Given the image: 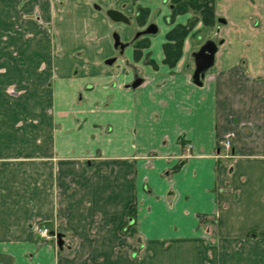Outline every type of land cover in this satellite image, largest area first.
<instances>
[{
  "label": "crops",
  "instance_id": "0c3cea01",
  "mask_svg": "<svg viewBox=\"0 0 264 264\" xmlns=\"http://www.w3.org/2000/svg\"><path fill=\"white\" fill-rule=\"evenodd\" d=\"M254 2L216 0L224 41L197 82L204 24L169 66L167 33L192 14L167 22L164 0L143 2L158 17L150 57L126 48L112 65V29L132 35L96 0H0V264H264V0Z\"/></svg>",
  "mask_w": 264,
  "mask_h": 264
},
{
  "label": "trees",
  "instance_id": "16d2710c",
  "mask_svg": "<svg viewBox=\"0 0 264 264\" xmlns=\"http://www.w3.org/2000/svg\"><path fill=\"white\" fill-rule=\"evenodd\" d=\"M173 12L171 18L178 14L191 13L187 24H179L167 33V41L164 44L165 59L164 62L169 66H175L183 54V44L187 36L194 29L197 21H202L204 27L213 28L218 25V16L216 14V0H172ZM148 10L141 9L138 16V22L144 24L147 18ZM149 40L140 39L137 42L136 57L141 54L142 47H147ZM134 207L131 208V215L134 217ZM218 224L216 223L215 228ZM216 231V229H215Z\"/></svg>",
  "mask_w": 264,
  "mask_h": 264
},
{
  "label": "flooded vegetation",
  "instance_id": "af4514ba",
  "mask_svg": "<svg viewBox=\"0 0 264 264\" xmlns=\"http://www.w3.org/2000/svg\"><path fill=\"white\" fill-rule=\"evenodd\" d=\"M132 2L133 3H130V7H129V11L130 12H126L125 7H123V6H122L123 8H117V7H113V8L108 7V8H105V7H103L102 4H100L98 2L95 4V8H97V10H102L104 12V14L107 16V18L110 21H112V22L120 23V24H122L124 26H129V25L131 26L133 24L132 23V20L134 18L136 20L137 24H138V27L134 31V33H133V35H132V37H131V39L129 41H123L121 34L119 32H117V31H114L112 33V41H113V45H114L115 49L117 50V53H116V55L110 57L108 60H110L112 58H115L116 59L115 61H117V59L121 55H123L125 49L127 47H129V46H132V49L134 51V59L135 60H140L144 55H145L144 56L145 58H149L150 57L149 53L144 54V52H145V49H147L150 46V38H151V36L157 34L159 27L155 23L156 20L154 18H152V11H151L150 7H148L146 5H143V2H145V0H140L138 2L136 0H132ZM164 2L169 5L170 10H171L169 18L166 19L167 22H174L175 19L178 16L183 15V14H178L174 18H171L172 12H173L172 0H164ZM142 8L148 10L147 18H146V21H145L144 24H140L138 22V16L140 15V10ZM109 10L119 11L120 13H122L124 16H126L128 18V22L121 21V20H114L113 18H111L109 16V14H108V11ZM185 14H188V13H185ZM151 25H154L155 27H157V32L154 33V34H149V33L148 34H144L143 32L146 31ZM177 25H179V24H177ZM143 38L144 39L147 38L149 40V45L147 47H142L141 54L137 58L136 57L137 42H138V40L143 39Z\"/></svg>",
  "mask_w": 264,
  "mask_h": 264
},
{
  "label": "rangeland",
  "instance_id": "374dc122",
  "mask_svg": "<svg viewBox=\"0 0 264 264\" xmlns=\"http://www.w3.org/2000/svg\"><path fill=\"white\" fill-rule=\"evenodd\" d=\"M53 1H55L56 2V4L59 6V7H62L63 6V3H64V0H53ZM115 1H117V0H109V2L111 3L110 5H108V6H106V4H102L101 2H103V1H100V0H96V2H98V3H100V4H102L103 5V7H105V8H108V7H111V8H113V7H116L115 5H118V4H116L115 3ZM137 2L138 1H140V0H136ZM120 2V1H119ZM125 3H128V7H125L124 6V4H123V7H125V9H126V12H130L129 11V6H130V3H133L132 2V0H129V1H125ZM255 2H254V0H252V4H254ZM115 4V5H114ZM127 6V5H126ZM122 7V8H123ZM35 14H33L32 16H34ZM253 15H257V16H253V17H251L250 18V22L252 23V25H253V28L254 27H257V25L259 26V14L258 13H256V14H253ZM154 16H155V14H153V16H152V18H154ZM34 18H38L37 16H34ZM158 17H155V20L156 21H158V19H157ZM222 18V17H221ZM151 19V18H150ZM198 22V21H197ZM217 22H218V25H216L215 27H213V28H208V27H204L202 30H200V31H198L196 34H195V37H194V41L196 42L195 44H196V48H198V49H200L206 42H208L209 40H212V41H214V42H216L218 45H221V43L224 41L223 39H224V28H222L223 27V25H222V23H220L218 20H217ZM112 24H114L113 22H111ZM132 25L130 26H126V28L128 29V31L130 32V33H128V34H131V35H133V33H134V31L136 30V28L138 27V24H137V22H136V20L133 18V20H132ZM197 24V23H196ZM121 26H123V25H121ZM50 28H51V30H53L54 28H53V26L52 25H50ZM195 28V27H194ZM257 30H258V28L256 29V33L255 34H257V33H259V32H257ZM114 31H117V32H119L120 34H121V36H122V40H124L125 38L123 37V35H122V27H119V26H116V27H114L113 29H112V33L114 32ZM193 31V30H192ZM191 31V32H192ZM191 32H190V34H191ZM112 33H111V36H112ZM58 35H57V32H56V40H57V42H58ZM58 47V46H57ZM131 47L132 46H129V47H127V50H129V49H131ZM60 53V51H59V49L57 48V54H59ZM223 152V155H224V157H226V158H230L231 157V150H229V152H226L225 150H223L222 151ZM227 155V156H226ZM216 224V223H215Z\"/></svg>",
  "mask_w": 264,
  "mask_h": 264
},
{
  "label": "water",
  "instance_id": "95a60500",
  "mask_svg": "<svg viewBox=\"0 0 264 264\" xmlns=\"http://www.w3.org/2000/svg\"><path fill=\"white\" fill-rule=\"evenodd\" d=\"M108 14L111 18L114 20H121L128 22V18L124 16L122 13L116 10H109ZM218 21L220 23H226L224 18L218 17ZM157 32V27L154 25H151L146 31H144V34H154ZM218 49V44L212 40H209L206 42L199 51L195 53V64H196V70H195V80L197 82H200V79L203 75V73L208 70L213 64L215 60V54ZM115 58H112L108 61H106L108 64L112 65L115 62ZM142 83L141 78L135 79V81L131 84L132 87H138ZM62 234H58V245L59 247H63L64 240L62 238Z\"/></svg>",
  "mask_w": 264,
  "mask_h": 264
},
{
  "label": "built area",
  "instance_id": "2783aa9c",
  "mask_svg": "<svg viewBox=\"0 0 264 264\" xmlns=\"http://www.w3.org/2000/svg\"><path fill=\"white\" fill-rule=\"evenodd\" d=\"M220 147L222 151L225 150L226 152H229V150L232 148L231 137L229 136L223 139L221 141ZM34 229L41 237L45 239H55L58 241V234H61L58 230L52 231L51 228L43 224L34 225Z\"/></svg>",
  "mask_w": 264,
  "mask_h": 264
}]
</instances>
